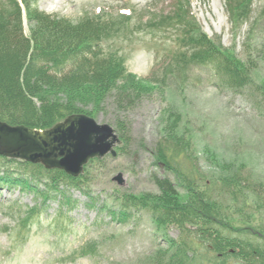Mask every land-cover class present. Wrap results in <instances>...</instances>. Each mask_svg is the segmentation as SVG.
Here are the masks:
<instances>
[{"label": "rangeland", "instance_id": "1", "mask_svg": "<svg viewBox=\"0 0 264 264\" xmlns=\"http://www.w3.org/2000/svg\"><path fill=\"white\" fill-rule=\"evenodd\" d=\"M9 7V0H0V13ZM38 7L74 22L87 15L112 18L101 47L106 55L122 60L136 78L121 80L103 96L88 90L50 95L78 108L75 114L88 113L98 123L111 125L121 143L115 158L109 154L91 161L80 181L69 183L63 171L46 184L35 180L33 185L46 194L66 195L74 202L70 209L51 201L35 220L30 209L42 199L37 201L32 190L9 185L1 172L0 264H149L160 253L172 255L185 229L194 238L195 227L167 223L161 230L149 213L138 210L132 220H122L124 207L117 200L124 195L128 200L161 198L156 179L169 180L176 201L189 212L197 196L218 198L230 191L235 195L248 184L244 199L250 207L258 206L252 191L264 197V0H251L249 18L243 22L231 20L225 0H39ZM29 27L25 22L27 34ZM192 28L195 37L203 32L248 69L250 84L245 89L223 86L212 65L183 56L186 32ZM122 95L130 106L120 104ZM171 139L184 153L173 166L158 152L159 145ZM2 158L0 165L7 159ZM8 160L9 179L16 180V172L24 170L40 174L34 165ZM186 171H192L195 181L185 179ZM53 183L60 186L47 191ZM225 184L231 190L219 193ZM163 202L162 209L175 207ZM263 202V216L252 214L256 227L264 221ZM230 204L225 210L236 213L237 200ZM61 212L68 217L65 229L54 221ZM225 217L221 223L228 230L253 226ZM241 234L249 241L245 231ZM188 257L194 262L192 251Z\"/></svg>", "mask_w": 264, "mask_h": 264}, {"label": "trees", "instance_id": "2", "mask_svg": "<svg viewBox=\"0 0 264 264\" xmlns=\"http://www.w3.org/2000/svg\"><path fill=\"white\" fill-rule=\"evenodd\" d=\"M38 1L9 0L10 7L0 13V121L12 126L23 125L30 129L47 130L79 111L73 105L60 103L50 96L51 94L55 92L77 94L88 90L94 95L103 96L116 88L121 80H130L136 78V75L130 73L122 60L106 55L101 47L100 43L111 26L109 24H112L110 22L112 18L105 21L104 17L87 15L74 22L69 18L41 10L38 7ZM225 3L232 21L248 20L251 0H225ZM180 18L181 14H179ZM25 22L30 25L29 34L25 30ZM192 31L193 28L186 32V48L183 56L190 54V60L198 64L212 65L221 78L223 86L233 91L245 89L250 84L248 69L232 54L218 47L206 34L201 32L195 37ZM262 96L264 98V94ZM124 98L123 96L124 103L121 101L120 104L130 106L129 103L132 102H126ZM170 141L161 143L158 152L162 154V161L165 164L173 166L174 159L184 153L180 151L179 142L173 139ZM0 159L3 158L0 157ZM5 161L3 165H0V173L6 174L2 178L9 185L14 183L22 189L34 191L37 201L39 198L42 199L40 205L37 204L30 209L33 220L35 217L40 218L51 201L57 200L61 206L66 205L70 209L74 207V202L66 195H49V192L46 194L40 190L38 185H33L36 181L46 184L55 179V173H62V171L46 169L45 172L42 165H34L40 170H36L40 176L35 172L24 170L23 174L16 172V180L9 179L6 171L8 172L11 161L9 162L8 159ZM27 165L30 167L33 164ZM191 172L186 171L187 175L184 177L195 181ZM1 180L0 184H3ZM68 180L69 183L73 180L80 181L70 176ZM156 185L162 191L161 198L147 195L138 200H128L124 195L122 199H117L124 207L122 220H132L134 210L146 211L159 229L167 223L176 224L180 228L190 223L195 227L192 233L195 237H190L189 230L185 229L183 234L185 237L172 255H169V252L160 253L157 258L151 259L149 264L182 262L195 264L196 261L202 264L206 262L207 264H264V221L256 227L252 220L253 212L263 216L261 202L264 201V197L262 198L257 191L253 190L254 203L258 206L250 207L249 201L244 199L245 195H243V192L250 188V184L243 187L239 194L233 195L230 191L218 197L219 199L210 195L208 197L196 195L198 201H195L196 206L193 212H189V208L178 204L180 200L176 201V191L169 180L156 179ZM58 186L60 185L49 184L46 190L55 191ZM224 188L219 189L218 192L222 191L221 194H224L225 190H231L226 184ZM149 198L155 199L152 201ZM163 200L167 205L175 204V207L170 210L165 207L162 209L163 206L160 207V204ZM235 200L237 204L233 209L236 213H233L229 211L233 204L228 206L227 204ZM227 207H229L228 210H225ZM225 215L229 218L233 217L234 220L238 217L240 221L253 226L245 227V230L244 228L228 230L221 223L226 220ZM67 218L62 212L57 214L54 219L56 227L65 229L63 224ZM243 231L249 241L242 238ZM240 244L243 246L241 247ZM173 245L176 247L175 243ZM191 251L194 262L188 257ZM211 253L216 254L217 257ZM217 253L220 254H218L219 257ZM232 258L234 259L229 263Z\"/></svg>", "mask_w": 264, "mask_h": 264}, {"label": "water", "instance_id": "3", "mask_svg": "<svg viewBox=\"0 0 264 264\" xmlns=\"http://www.w3.org/2000/svg\"><path fill=\"white\" fill-rule=\"evenodd\" d=\"M119 143L115 128L85 114L71 115L47 130L0 121V156L57 169L73 178L83 175L91 160L108 154L115 158ZM115 180L121 184L120 178Z\"/></svg>", "mask_w": 264, "mask_h": 264}]
</instances>
